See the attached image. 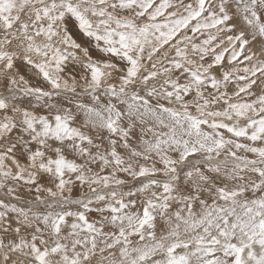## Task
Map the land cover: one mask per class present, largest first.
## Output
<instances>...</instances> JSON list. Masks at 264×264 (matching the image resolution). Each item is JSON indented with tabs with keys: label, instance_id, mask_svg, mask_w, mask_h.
Masks as SVG:
<instances>
[{
	"label": "snow or ice",
	"instance_id": "6c2138e0",
	"mask_svg": "<svg viewBox=\"0 0 264 264\" xmlns=\"http://www.w3.org/2000/svg\"><path fill=\"white\" fill-rule=\"evenodd\" d=\"M0 264H264V0H0Z\"/></svg>",
	"mask_w": 264,
	"mask_h": 264
}]
</instances>
